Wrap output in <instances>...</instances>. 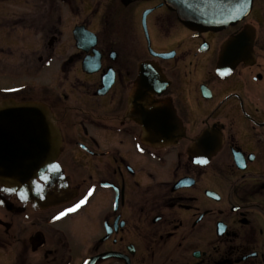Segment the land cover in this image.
Segmentation results:
<instances>
[{
	"label": "flooded vegetation",
	"instance_id": "flooded-vegetation-1",
	"mask_svg": "<svg viewBox=\"0 0 264 264\" xmlns=\"http://www.w3.org/2000/svg\"><path fill=\"white\" fill-rule=\"evenodd\" d=\"M81 1L135 9L94 29L76 0H0V102L45 104L61 141L0 187V264H264V0L210 29Z\"/></svg>",
	"mask_w": 264,
	"mask_h": 264
},
{
	"label": "water",
	"instance_id": "water-1",
	"mask_svg": "<svg viewBox=\"0 0 264 264\" xmlns=\"http://www.w3.org/2000/svg\"><path fill=\"white\" fill-rule=\"evenodd\" d=\"M132 1L122 0L125 5ZM164 1L185 25L198 29L238 20L250 6V0ZM84 34L88 33L83 28L74 30L80 47ZM60 147L55 120L46 105L0 102V187L29 193L33 179L47 170Z\"/></svg>",
	"mask_w": 264,
	"mask_h": 264
},
{
	"label": "rangeland",
	"instance_id": "rangeland-1",
	"mask_svg": "<svg viewBox=\"0 0 264 264\" xmlns=\"http://www.w3.org/2000/svg\"><path fill=\"white\" fill-rule=\"evenodd\" d=\"M90 4L83 3L81 0H76L75 2V7L73 6L72 8V13L71 15V24L73 25L74 23L76 24L77 22L80 21H90L91 23L94 22V25L92 28L96 29V23L99 26V23L101 21V18L106 15H111L109 11L113 10L114 14L113 17H115L116 20L120 19L123 20L122 17L127 16V14L132 13V11L135 9V7H129L127 9H121L114 10L112 7L109 9L105 6L101 7H94L96 3L89 2ZM93 5V6H92ZM15 9V7H14ZM109 10V11H108ZM116 11V13H115ZM24 15H28L25 11L23 12ZM63 16H68V12L65 9L62 13ZM13 48H16V44H13Z\"/></svg>",
	"mask_w": 264,
	"mask_h": 264
},
{
	"label": "snow or ice",
	"instance_id": "snow-or-ice-1",
	"mask_svg": "<svg viewBox=\"0 0 264 264\" xmlns=\"http://www.w3.org/2000/svg\"><path fill=\"white\" fill-rule=\"evenodd\" d=\"M41 179H47V177L46 176H42ZM81 203H83V201ZM77 207H79V205H77ZM70 211H71V209H70Z\"/></svg>",
	"mask_w": 264,
	"mask_h": 264
},
{
	"label": "bare ground",
	"instance_id": "bare-ground-1",
	"mask_svg": "<svg viewBox=\"0 0 264 264\" xmlns=\"http://www.w3.org/2000/svg\"><path fill=\"white\" fill-rule=\"evenodd\" d=\"M54 118V117H53ZM55 120V119H54Z\"/></svg>",
	"mask_w": 264,
	"mask_h": 264
}]
</instances>
